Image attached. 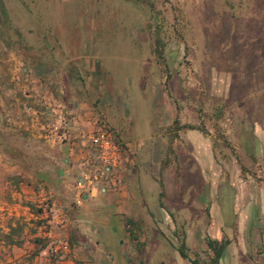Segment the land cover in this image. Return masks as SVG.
<instances>
[{
    "label": "crops",
    "instance_id": "obj_1",
    "mask_svg": "<svg viewBox=\"0 0 264 264\" xmlns=\"http://www.w3.org/2000/svg\"><path fill=\"white\" fill-rule=\"evenodd\" d=\"M95 23L91 13L75 26L92 29ZM100 39L59 50L64 59L57 64L47 61L49 71L57 67L67 81L49 82L57 96L47 97L44 147H25L22 156L16 147H0V211L30 220L31 206L41 203L49 226L44 236L62 250L65 264L160 262L161 232L173 231L178 215L205 217L208 243L225 244L219 264L231 254V264L239 257L249 258L244 264H264V251L258 254L264 250V182L244 179L242 168L222 171L221 157L178 112L176 85L169 80L162 90V65L141 58L145 50L124 58L99 49ZM42 52L51 56L49 49ZM156 71L158 82L148 84ZM101 122L121 151L115 180L100 177L81 140ZM248 126L246 133L240 124L230 161L264 168V122ZM177 135L181 147L174 143ZM177 162L188 179L173 177Z\"/></svg>",
    "mask_w": 264,
    "mask_h": 264
},
{
    "label": "rangeland",
    "instance_id": "obj_2",
    "mask_svg": "<svg viewBox=\"0 0 264 264\" xmlns=\"http://www.w3.org/2000/svg\"><path fill=\"white\" fill-rule=\"evenodd\" d=\"M91 13L97 20L92 29L75 26ZM96 35L99 49L127 54L124 58L145 50L140 57L162 65V90L169 80L176 85L178 112L203 133L215 158L221 157L222 171L242 168L244 179L264 182V168L230 161L240 124L249 133V124L264 122V0H0V147H16L21 156L25 147H44L47 97L57 96L56 81H67V73L53 66L49 71L47 61L57 64L64 49ZM46 49L50 57L43 54ZM152 76L148 84L158 82L159 73ZM174 143L181 147L182 137ZM180 176L188 179L177 162L173 177ZM42 209L35 202L30 220L0 211V264H65L62 250L44 236L49 226ZM203 217L176 216V228L161 232L160 262L132 264H212ZM34 239L41 243L35 246ZM231 257L222 264H231ZM248 259L239 257L235 264Z\"/></svg>",
    "mask_w": 264,
    "mask_h": 264
},
{
    "label": "built area",
    "instance_id": "obj_3",
    "mask_svg": "<svg viewBox=\"0 0 264 264\" xmlns=\"http://www.w3.org/2000/svg\"><path fill=\"white\" fill-rule=\"evenodd\" d=\"M81 140L91 149L100 177L115 180V171L121 160V151L112 131L101 122L97 130L82 136ZM78 186L83 188L84 184L78 183Z\"/></svg>",
    "mask_w": 264,
    "mask_h": 264
},
{
    "label": "trees",
    "instance_id": "obj_4",
    "mask_svg": "<svg viewBox=\"0 0 264 264\" xmlns=\"http://www.w3.org/2000/svg\"><path fill=\"white\" fill-rule=\"evenodd\" d=\"M159 52H157L158 54ZM7 239H9V236H7ZM7 243L9 245H18L17 243H13L11 240H7ZM34 245L37 246L41 243V241L39 239H34L33 241ZM208 247L209 249L213 252V258H212V264H219V260L221 258L222 252L225 248V244H221V245H217L215 243H208ZM45 245H41L40 249H44ZM179 254L181 255L182 258H187L185 252L183 251V249H179L178 250Z\"/></svg>",
    "mask_w": 264,
    "mask_h": 264
}]
</instances>
